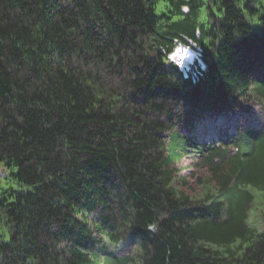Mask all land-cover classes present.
<instances>
[{"label":"trees","instance_id":"obj_1","mask_svg":"<svg viewBox=\"0 0 264 264\" xmlns=\"http://www.w3.org/2000/svg\"><path fill=\"white\" fill-rule=\"evenodd\" d=\"M0 166V264H264V0H0Z\"/></svg>","mask_w":264,"mask_h":264},{"label":"rangeland","instance_id":"obj_2","mask_svg":"<svg viewBox=\"0 0 264 264\" xmlns=\"http://www.w3.org/2000/svg\"><path fill=\"white\" fill-rule=\"evenodd\" d=\"M162 4H163V2L159 3V5L157 7L158 12L160 11ZM186 9H187L186 7L183 8L184 11H186ZM205 15H206V11L203 10L202 16L205 17ZM176 43L178 44L179 41H177ZM188 43L197 49V45L194 41L188 39ZM5 173H6V170L0 166V189L7 188L11 185L16 187V188H20L14 180H11V179H8L7 177H5V175H6ZM255 193H256V200H255L253 207L251 208L250 222L255 224V225H258L260 218H261L260 217V208L262 206H264V192L261 190H255ZM259 199L262 200L261 204H258V202H257V200H259ZM257 220H259V221L257 222ZM8 237H9V233H8L7 228H6V225L0 223V238L7 239Z\"/></svg>","mask_w":264,"mask_h":264},{"label":"bare ground","instance_id":"obj_3","mask_svg":"<svg viewBox=\"0 0 264 264\" xmlns=\"http://www.w3.org/2000/svg\"><path fill=\"white\" fill-rule=\"evenodd\" d=\"M193 52L189 48H185L183 44H179L174 53H172L171 57L173 59L183 65L189 63L192 59Z\"/></svg>","mask_w":264,"mask_h":264},{"label":"clouds","instance_id":"obj_4","mask_svg":"<svg viewBox=\"0 0 264 264\" xmlns=\"http://www.w3.org/2000/svg\"><path fill=\"white\" fill-rule=\"evenodd\" d=\"M195 50H196L198 56H200L198 49L195 48ZM200 60H201V59H200ZM201 64L204 66L203 62H202ZM194 66H195V65H194Z\"/></svg>","mask_w":264,"mask_h":264}]
</instances>
